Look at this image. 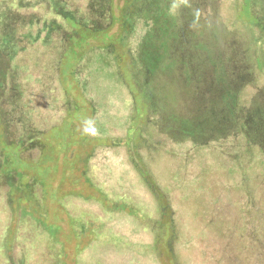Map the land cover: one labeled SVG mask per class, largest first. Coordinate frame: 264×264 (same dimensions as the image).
<instances>
[{
	"label": "trees",
	"instance_id": "obj_1",
	"mask_svg": "<svg viewBox=\"0 0 264 264\" xmlns=\"http://www.w3.org/2000/svg\"><path fill=\"white\" fill-rule=\"evenodd\" d=\"M188 1L125 0L119 10L114 0H0V264H69L71 261L74 264H106L105 257L110 252H119L127 258V263L148 262L154 258L164 264L169 256L177 260L175 243H181V237L173 223H170L168 239L165 240L166 232L161 229L164 223L158 220L152 243H134L118 232L112 221L115 215L124 213L135 220L152 223L149 216L153 210L161 220L170 218L175 209L168 200V191L172 188L182 191L184 184L194 183L193 175L202 169L201 159L205 152L214 155L217 161L212 173L220 170L218 174L236 177L239 187L247 186L249 191L258 187L255 192L259 191L255 181L260 184L264 179L262 109L252 104L249 94L245 98L251 103H245L243 98L248 87L233 86L226 78L228 70L225 63L228 61L219 56V53L226 52V48L214 45L212 40L203 41L209 28L201 36L190 31V24H207L203 20L206 12L190 8ZM202 1L209 5L208 1ZM209 1L212 2L210 9L224 6L223 3L227 2ZM117 11L118 16L115 14ZM256 22L249 30H255L257 41H264V24L258 17ZM72 23L88 29L90 36L96 31L107 34L118 23L113 35L126 49L129 78H124L120 65L113 58L115 42L90 44L83 38L71 44L79 37V30ZM224 41L226 47L236 42L228 41L225 33ZM76 45L80 46L83 54L88 48V57L76 55L73 60L67 59L70 48L74 53L78 52L74 50ZM248 47L238 46V49ZM256 47H252L253 54H256ZM187 49L193 55L189 63L199 69L204 65L200 64L199 53L209 52L210 61L205 65L210 71L209 79L211 77L223 86L220 94L212 87L207 88L209 98L216 93L218 103L212 106V113L217 119L206 124V128L185 118L184 113L190 111L188 107L173 104L166 95L158 92L161 83L157 78L168 79L170 73L167 59L171 60L175 51L183 55ZM259 57L263 63L261 70H264V57ZM216 62L221 65L217 66ZM253 62L252 66L257 68ZM68 64L73 67L71 76L63 80L62 73L66 72ZM134 90L141 94V103L144 102L142 110L145 112L139 113ZM84 109L89 110L88 117H77L76 120L93 121L96 134H85L84 126L77 127L72 119L71 123L68 122L74 131L83 132V143L70 144V134L62 135L65 141L57 139L66 145L61 151H67L74 145L86 150L82 169L85 186L76 192L77 196H74L75 192L71 193V197L105 205V213L98 218L93 212L69 205L71 202L60 197L62 200L59 198L61 201H58L67 210L68 217L69 232L65 234L62 226L55 222L56 212L50 215L48 210V200L58 195L52 188V182L58 171V155L61 153L53 152L52 145L57 139L48 136L53 134L54 128L62 126L64 117L82 114L86 111ZM56 111L64 117H60L57 123H48L46 116ZM206 112L210 119L215 117L210 111ZM140 116L145 121L137 125L135 121ZM248 124L253 134L240 136L247 131ZM121 126L124 128L123 135L113 137V130ZM133 130L138 131L137 143L130 134ZM163 135L168 139L162 138ZM96 139L100 141L94 144L92 141ZM96 146H101L103 151L123 147L126 159L139 174L138 185L148 186L159 202L158 207L156 203L154 206L143 199L139 203L131 199L134 188L132 169L123 162L105 166L108 172L102 173L108 177L103 184L94 183L88 173ZM5 147H10L12 152L9 153ZM141 148L166 155L169 168L178 170L182 175L178 172L172 176L166 188L158 184L143 161ZM257 162L262 170L246 173L250 165ZM27 165L36 171L28 173L24 168ZM145 172L148 177L144 178L142 173ZM115 175L112 183L107 182ZM27 204L33 206L35 215L28 211ZM259 213L263 216V211ZM233 230L224 231L218 229V225L215 227L220 237L233 236ZM25 231L29 235L28 242L21 236ZM201 237L202 233L190 238L187 247L184 240L181 244L189 250ZM72 241L75 243L72 248L74 258L69 260L68 243ZM24 243L28 246L23 249L21 245ZM221 263L224 264V261Z\"/></svg>",
	"mask_w": 264,
	"mask_h": 264
},
{
	"label": "rangeland",
	"instance_id": "obj_2",
	"mask_svg": "<svg viewBox=\"0 0 264 264\" xmlns=\"http://www.w3.org/2000/svg\"><path fill=\"white\" fill-rule=\"evenodd\" d=\"M191 1L192 0L188 1L191 5L189 6L190 8L204 10L206 12V14L203 15V20L207 26H203V22H201L200 26L190 24V31L201 36L202 33L209 28V31L203 36V41L206 40L207 43V40H212L214 45L224 46L226 48V52L223 51L219 53L222 60L225 59L228 61L225 63L228 70V72L225 73L226 78L230 80L233 86L248 87L243 98L245 99V103H251L250 100L245 98L249 94L252 104L262 109V115L264 117V70H261L263 63L262 59L259 57V55L264 57V41H257V39L254 38V35L257 36L254 32L255 30H249V28H252L255 26V23H257V17L264 24V0H226L227 2L223 3L224 6L212 9H210L212 6L210 4H212V2L209 0H206L209 5L202 0ZM124 2L125 0H114V5L121 10ZM115 14L118 16L119 11ZM195 14H197V11H195ZM72 25L79 30V37L76 41H71V44L83 38H85L83 41L90 44H96L98 41L115 42L116 46L112 51L114 54L113 58L118 62L117 64L120 65L125 76L124 78H129L126 49L123 45L120 46L118 37L113 35L118 28L117 26H119L118 23L114 24V27H112L107 34H102L103 31H96L92 32V36L88 34V29L79 27L81 26L80 24L72 23ZM223 30L228 41L236 40L233 46L228 45L226 47ZM79 45L81 46L82 44ZM253 45L257 46L256 54L252 52ZM80 46H74V50L76 49V51H78L75 53L72 51V48H70L66 58L73 60L76 58V55L88 57V48L85 49L86 53L83 54ZM238 46L249 47L238 49ZM236 47L237 49L234 50ZM199 54L200 64H204L201 65L200 69L189 63V58H192L193 55L188 49L183 55L179 51H175L170 57L173 64L170 59H167L170 67L168 79L157 78L161 83L158 92L166 95L173 104L188 107L190 111L184 113L185 118L193 120L196 124H203L206 128V124H211V122L217 119L212 113V106L214 107V105L218 103V100H216V93L213 97L209 98V91L207 88L212 87L220 94L223 86L219 85L213 78L210 77L209 79L210 71L208 68L206 69L208 66L205 67V65H208L207 61H210L211 55L209 52H201ZM185 58L186 60H184ZM253 60H255V63ZM252 62L257 68L252 66ZM216 65L220 66L221 64L220 62H216ZM66 68L67 70L65 73L61 71L63 80L71 76V69H73L70 64H68ZM213 70L214 67H212V71ZM258 71L259 73H257ZM220 75H222L221 72ZM258 83L261 84L257 85ZM129 84L131 87L130 81ZM133 92L139 113L145 112V110H142V103L144 102L141 103V94L138 90H134ZM200 98L202 99L199 100ZM198 103L203 104L200 106ZM206 110L210 111L215 117L212 116L210 119V115ZM87 111L89 110L84 111L82 114L76 113L73 117H64V115L58 111L51 113L50 116H46L48 123H57L60 117H64L62 126L58 129L54 128L51 132L53 134L48 136V138L52 139L54 137L55 139L58 138L60 141H65V137L62 135L70 134V144L75 142L83 143V132H80V130L74 131L70 123L73 119V123L77 127L82 128L85 121L80 122L76 120V118H87ZM68 121H70V123ZM144 121L145 118L143 119V116H140L136 119L135 124L140 125V123ZM236 123L238 124V122ZM219 124H221V121H219ZM249 127V124L246 125L247 131L240 134V136H251L253 130ZM123 133L124 128L121 126V128H115L111 135L117 137L123 135ZM130 134L131 137L135 139V143H137L139 141L138 131L133 130ZM99 138L106 140L101 137ZM162 138L167 137L163 135ZM58 139L56 140V144L52 146L54 147L53 152L59 153L66 145ZM99 141V139H96L92 142L96 144ZM5 149L8 150L9 153L12 152L10 147H5ZM86 149L88 150V148ZM141 149V152L144 154L143 161L148 166L153 177H155V181L166 188V185L170 184L172 176H176L179 171L169 168V161L166 155L156 154V151L150 148ZM85 151L86 150L82 149L81 146L74 145L67 151H61L60 155H58V171L52 182V188L56 190L55 192L58 193V195H54L52 192L54 197L48 200V210L50 215L56 212L57 219L55 222L62 226L63 233L65 234L69 232V225L67 210L65 211L59 202L62 200L61 198H65L66 202H71L69 205L74 204L86 212H93L98 218L103 217L105 213V205L103 206L96 202L89 203L82 199L71 197V193L75 192L74 196H77L78 194L76 192H79L81 188L84 189L85 186V180L82 176L83 160L86 156ZM92 154L93 157L89 162L90 171L88 174L93 179L94 183H97V185L100 183L103 184L104 180L108 177L102 173L108 172L107 169L104 168L105 166L108 167L115 163L120 165V163L123 162L132 169L134 188L132 189V194H129L131 199L138 203L140 199H143L149 203L152 202L154 206L157 204L156 207H158L159 202L154 199L148 186L138 185L136 180L140 179L139 174L134 167L131 166L129 160L126 159L127 154L123 147L119 149L111 148L107 151H103L101 146H96ZM155 154L157 155L156 159L154 158ZM204 155L205 156L201 159L203 162L202 169H199V171H196L193 175L195 177L194 183L189 182L184 184L182 191L176 188H172L168 191V200L175 209L170 218L167 217V220H161L156 210H153L150 212L149 216L152 218V223H147L141 219L135 220L127 214L118 213L114 216L115 220L112 221L115 224V229L121 234L129 237L128 241L130 242L152 243L153 239L156 237L157 231L155 222L160 220L164 223L161 229L163 233L166 232L164 233L166 236L165 240L169 238L170 223H173L178 229L177 233L181 237V243L183 240L186 242L185 247L188 246L190 238L197 237L201 233L203 234V237L197 240L196 244H192L194 248L191 247L189 250L187 248L185 249L181 243H175L176 248L174 253H177V260H175L174 256L173 260L169 256V260L165 261L164 264H175V262L177 264H222L221 261H224V264H264V179L262 178L260 184H258V181H255L254 177L252 178L256 185L260 187L257 193L255 190L257 191L258 187L257 189L250 188L251 191H249L247 186L241 188L237 183L238 179L236 177L233 176L229 178L226 175L218 174L220 170H218L216 174L212 173L214 170V163L217 164V161L214 160V155L211 156L208 152H205ZM33 157L36 158V155H33ZM257 163L253 164V166L250 165L246 173L252 174L255 171L257 173L261 171L263 167L259 166V162ZM173 167L176 166L173 164ZM24 168L31 174L33 171H36L29 165ZM44 172L45 171L42 173ZM142 176L144 178L148 177L146 172L145 174L142 173ZM259 176L260 175L257 177ZM112 178L113 179H109L107 182L112 183L116 175ZM104 187L106 188L105 185ZM59 198L61 200H59ZM154 200L156 202H154ZM26 208L35 215L32 205L27 204ZM261 211H263V216L259 213ZM241 213L244 214V217ZM255 216L258 218H255ZM215 224L218 225V229L224 231L229 228L234 229L233 236L220 237L221 234L215 231ZM27 234L26 231L21 233V236L26 238V242H28L27 237L29 236ZM73 245H75L73 241L68 243L69 250H67V253L69 260H73L74 258L72 255ZM26 246H28V244L24 243L21 245V248L24 249ZM185 256L188 260L185 259L184 261ZM105 259L107 261L106 264H163L157 262L154 258L148 262L142 261L141 263L139 261V263H127V258H123V256L119 255V252H110V254L106 255ZM69 264H74V262L71 261Z\"/></svg>",
	"mask_w": 264,
	"mask_h": 264
},
{
	"label": "clouds",
	"instance_id": "obj_3",
	"mask_svg": "<svg viewBox=\"0 0 264 264\" xmlns=\"http://www.w3.org/2000/svg\"><path fill=\"white\" fill-rule=\"evenodd\" d=\"M83 132L85 134H91V135H95L96 134V129L93 126V121L91 120H86L84 122V127H83Z\"/></svg>",
	"mask_w": 264,
	"mask_h": 264
}]
</instances>
